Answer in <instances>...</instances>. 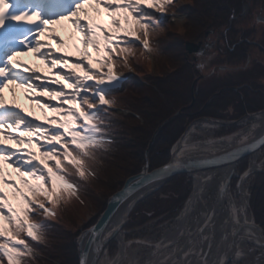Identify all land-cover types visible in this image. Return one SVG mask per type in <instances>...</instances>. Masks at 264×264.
Wrapping results in <instances>:
<instances>
[{
  "label": "snow or ice",
  "instance_id": "6c2138e0",
  "mask_svg": "<svg viewBox=\"0 0 264 264\" xmlns=\"http://www.w3.org/2000/svg\"><path fill=\"white\" fill-rule=\"evenodd\" d=\"M86 5L97 15L98 8L103 7L113 31L109 32L88 16ZM175 7V0H0V164H10L20 175L23 186L5 178L0 168V221L3 222L0 224V264L4 258L8 264H35L51 227L46 220L56 215L50 206L57 205L63 193L76 195L81 186L79 181L95 176L93 169L99 153L107 151L112 143L107 132L112 126L109 118L115 115L112 109L119 103L114 94L129 79L118 73L120 69L136 71L142 58L150 60L159 54L158 37L164 25L169 19L172 22L184 19L180 12L170 18L166 15ZM61 20L69 21L81 36L78 58L58 54L53 48V44L64 47L50 27ZM257 22L264 23L259 19ZM99 36L103 37L105 56L95 61L100 69L94 70L88 63L91 60L88 48L99 55ZM25 51L43 61L48 67V77L15 59ZM73 69H80L83 74ZM61 81L68 84L70 92ZM10 85L12 104L6 103L4 97V89ZM16 88L25 90V99L56 115L43 122L29 117L15 103ZM3 140L13 141L18 147L10 149ZM32 144L40 150L38 153L31 151ZM21 145L29 147L21 148ZM255 147L256 142L244 144L212 161L177 159L141 177L137 186L154 182L186 163L235 162L241 153ZM25 177L36 183H29ZM3 186L13 189L22 200L20 212L7 202ZM132 192L126 186L113 200L126 199ZM98 237L96 230L87 237L94 251L102 250ZM83 240L84 237L81 245ZM97 259L98 251L92 259L87 258V251H82L80 264H96Z\"/></svg>",
  "mask_w": 264,
  "mask_h": 264
},
{
  "label": "trees",
  "instance_id": "16d2710c",
  "mask_svg": "<svg viewBox=\"0 0 264 264\" xmlns=\"http://www.w3.org/2000/svg\"><path fill=\"white\" fill-rule=\"evenodd\" d=\"M258 1L259 0H251V2L254 3ZM213 3L214 0H205L200 6L201 13H205L204 17H209L207 18L209 22L207 26L213 28H216L214 26H219L224 29L227 25L226 21L232 11L235 9L239 12L241 8L238 2L235 3V5H233L232 1H230V3H227V1L226 3L222 2V5L219 4V0L217 4ZM203 5H206L205 10H202ZM212 8L214 9L212 10ZM192 12L193 9L189 11V13ZM204 22L206 24V21ZM186 25L188 26H186L187 34H191L192 31L190 32L188 29L194 30L191 28V26H193L192 22ZM180 46L182 48L183 43H178L177 41L159 44V54L154 56L156 62L154 67H161V65L157 63L159 59L161 61L165 58L170 59L166 54V50H168L169 47L175 48ZM181 57L182 65L185 64V58H183V56ZM136 67L138 69L137 71L143 74V71H141L137 65ZM124 70L125 69H120V71ZM173 76L175 75H171L168 78ZM154 80L155 77L149 78L150 85H153ZM174 81H176V78ZM157 82L159 83H157L155 87L145 88L139 85L137 80H133L128 83L124 93L115 95V99L119 102L116 106L129 111V113L117 114L114 112L115 115L109 118L112 121V126H115L118 130L113 132V127L111 126L109 128L107 133L110 135L112 143L108 145L107 151L99 153L98 162L93 169L95 176L89 177L84 181H79L81 185L79 191L76 195H72L70 203L67 202L66 196L62 195L63 204L59 202L57 205L53 206L57 213L61 215V218L57 215L55 218L46 220L51 227L47 234L46 243L40 246V255L37 257L35 264H78L77 246L75 240H73V234H70L71 231H68V229L65 230L61 226V224H64V226H67L66 224H73L72 213H70V211H78L79 206L83 205L86 199L87 203L92 205V208H95L100 215L106 208V199L120 190L128 177L140 173L141 167L145 163L144 151L147 144L151 140L154 131L166 120L169 119L168 122L159 129L157 137L150 149L148 155L149 171L168 162L172 146L176 143L190 122L197 117L208 116L207 112H205L208 105L204 110L199 112L205 102L202 100L198 101L197 94L196 101L192 108L183 110L182 114L171 118L181 107L189 105L191 98L188 85L185 91L181 93L180 91H176L175 88L171 91L170 88L168 89L167 86L163 85V82L159 80H157ZM222 100V98H218V101L221 102ZM262 105L263 101L260 99L256 108L251 110H258L262 108ZM242 114L243 112L241 111L240 115ZM114 116L122 119H114ZM115 120L117 121L116 125H114ZM225 132H229V130ZM116 135L121 136V139H114V136L117 137ZM128 136L131 138L133 137V141H128L123 138ZM110 158L118 161V163L115 165L111 164L108 160ZM247 161L248 159H245L237 165L239 172L246 169ZM109 165H112V167H109ZM74 179L78 178L74 177ZM235 181L236 179L233 180L234 183ZM250 183L251 211L253 212L255 222L260 225L264 231V193L262 192L264 190V174H255ZM95 189L96 194L98 191V194L102 195L103 193L105 195V202L103 204L97 202L95 199ZM84 191L86 193L85 195ZM190 191L191 179L188 176L179 175L174 177L167 185L162 187L160 191L156 192L148 200L137 205L131 215V222L126 226V230L129 231L142 227L148 221L166 213L169 214L168 218L172 217L178 209L182 207V203L187 198ZM90 193L94 196H89ZM69 208L71 209L69 210ZM165 216H167V214ZM96 220L97 218L94 219L90 226H92ZM5 227H7V225ZM142 232L143 231L140 233ZM133 233L134 231H132L128 237L133 236ZM50 240H53L52 242H54V244L49 242ZM55 244L59 246L56 249L57 253L51 254V252L55 250L53 248ZM116 251V246L111 245L109 247L110 254ZM3 264H8L6 258L3 259Z\"/></svg>",
  "mask_w": 264,
  "mask_h": 264
},
{
  "label": "rangeland",
  "instance_id": "374dc122",
  "mask_svg": "<svg viewBox=\"0 0 264 264\" xmlns=\"http://www.w3.org/2000/svg\"><path fill=\"white\" fill-rule=\"evenodd\" d=\"M188 1H192L191 4L184 6L185 2H187V0H175L176 7L171 10V12H175L177 9L182 7L179 10V12H181V15L185 18L184 24L182 25L183 27L181 25H179V23H178L180 20L172 22L171 19H169V22L164 25L163 33L158 37L159 44H165V43L177 41L178 43H183L182 48H181V46L175 47V48L169 47L168 50H166V54L170 59L165 58L163 61H161L159 59L157 61V63H158V65H161V67H158V68L154 67L156 64V62L154 60V56L151 57L150 60H146V59L142 58L140 60L139 64L137 65L138 68L141 71H143V75H144L143 77H141L139 79L137 78L139 85H141L145 88H150L152 86L155 87V85L157 83H159V82H157V80H159L160 82H163V85H166L168 89L170 88L171 91H173V88H175L176 91H180L181 93H183L185 91L187 85H189V82L196 81V83L198 82L197 92L199 89L206 92V90H208V85L204 83V79L201 80L203 77H201L200 79L199 78L194 79L192 77L194 75H196L195 73L193 75L192 74L187 75V74H185V72H183L186 68H183L181 65V58H182L181 56H183V58H185V61L188 60L187 56L189 57L190 60H193L192 57H197L198 60L196 61V64H198V62H199V64L201 63V66H202L201 70L203 69L202 72L200 70L201 74H206L209 70L213 69V68L211 69V67H213L214 64L222 63V60H224V54H223L224 51L222 53L220 51V54H218L217 57L213 56V57L206 58L203 54L202 55H198V53L188 54V52L185 49L186 43H192V44L197 45L198 47H200V46L205 47V49L208 51V53H206V56H207V54L209 55V49L207 48V45L212 40L215 41V48L225 50L226 40L229 37L226 35V32H227V29H230V28L234 29L237 32V37L233 38V39L240 38V35L242 33H244L246 35L245 38L249 39V41L255 42L254 40L260 39V37H261V39H264V23L257 22L258 19L260 21H264V0H259L257 3L251 2V0H244V2L246 4L244 7H243V3H244L243 0H219L220 5H222L221 4L222 2L226 3V1H227V3H230V1H232L233 5H235V3L238 2V4H240V7H241L239 9L240 10L239 12L234 9L231 14L229 13L230 16H229L228 20L226 21L227 25L224 27V29L220 28L219 26H214V27H216V28H214L215 31H220L221 39L223 38L225 41L215 40L213 27L207 26L209 23L207 18H209V17H204L205 13L204 12L201 13V10H200V6L205 2V0H196V2H195V0L194 1L188 0ZM217 1L218 0H214L213 4H217ZM197 8H198V11L196 13ZM205 8H206V5H203V9L201 7L202 10H205ZM214 8H212V10ZM191 9H193V12L189 13V11ZM212 10H211V12H212ZM85 11H87L88 16H90L92 18H95V17L102 18L103 19L102 27H104L105 29L107 28L106 22L103 18L102 10H99V8H98L99 15H97L96 12L92 11V9L86 5ZM64 21L67 24V26L64 30H60V29L56 28V26H57L56 24L50 25V27L54 29L53 34L56 37H58L59 40H61V41H63V39H65V38L69 39L71 37V35L79 34L78 32H76L73 29L72 24L69 21H67V20H64ZM204 21H206V24ZM191 22L193 25V26H191V28H193L194 30L188 29V31H190V32L192 31V32H191V34H187V31H186L187 25L186 24L191 23ZM221 24H219V25H221ZM110 31L111 32L113 31L112 27H110ZM41 39L43 40L44 37H41ZM63 44H64V41H63ZM100 47H102V46H100ZM53 48H55L56 52H57L58 48H60V47H58L56 44H53ZM248 49L251 51V54L255 53V51H256L253 47H248ZM211 50H213V49H211ZM80 51L78 52L77 56H74L71 58H78L80 56ZM88 51H89L90 56H91V60H89L88 63H90L92 68H94L95 65L97 66V64L95 63V58H94L96 53L94 51H92L91 47L88 48ZM137 55H139V53H137ZM208 60L210 62L212 61L211 65L209 67L206 66V63L208 62ZM40 67H46V71L44 72V76L48 77L49 76L48 67L44 63H42V62L39 64L34 63L31 66V68L36 70V72ZM124 71L126 72L127 70L125 69ZM217 71H218V69H217ZM168 75H175V76L168 78L167 77ZM145 76L148 79L155 77L153 85H150L146 81ZM157 78H159V79H157ZM175 78H176V81H174ZM192 79H194V80H192ZM60 83L64 84L65 82L61 81ZM262 85H264V83ZM126 87H127V85H126ZM212 88H214V87H212ZM125 91L126 90H124L121 93H124ZM200 94H203V93L201 92ZM43 99H45V100L47 99V94H45ZM16 102H19V101H15V103ZM22 102H23V105L25 106L24 107L25 110L29 114V117H34V115L32 113V102H30L27 99L22 100ZM228 108H230V107H228ZM228 108H226V111L228 113L227 114L224 113L225 115L223 116L226 119L227 118L230 119L237 114V112H235V111L231 112L232 110L228 109ZM50 113L52 115L53 112L50 111ZM117 114H119V113H117ZM45 116H46L45 109H43V110L41 109L40 117H35L36 121L37 122L45 121V119L47 118ZM175 116H177V113L174 114V116H172L171 118H173ZM218 116H222V115L218 114ZM257 118H253V119L248 118L249 119L248 122H245L243 125L242 124L239 125L238 129H235L237 131L234 130L233 133L222 131L223 129L218 127V126H214L215 124H213L210 127H206L204 129L196 127L195 131L190 136V142L196 144L198 142H204L205 140H208V139H222V138H226V137H233L237 134H240L243 131H246V129H248L249 125H252L253 123L256 122ZM114 119L121 120L122 118H118L117 116H114ZM201 121H203V120H201ZM116 124H117V121L115 120L114 125H116ZM243 126H245V128H243ZM112 127H113V130H112L113 132L118 130V128H116L115 126H112ZM119 127H121V126H119ZM121 128H124V127H121ZM12 134L16 135L15 132H13ZM154 134L155 133H153V136H154ZM116 136L117 137L114 136V139L115 138L121 139V136H118V135H116ZM156 137H157V134L154 136V138L152 137L151 140L149 141V143L147 144V147L144 151L145 152L144 153V158H145L144 165L147 164L149 166L148 155H149L150 149H151L152 144L155 141ZM123 138L128 140V141H133V137L131 138L128 136V137H123ZM6 141H8L9 144H15L13 141H10V140H6ZM19 147L28 148L29 146L28 145H21ZM259 150L260 151L257 153V155L255 154V155L249 156L251 158L255 157L257 159L256 163H255V165L257 166L256 167L257 170L253 171L252 174L245 175V173H247V172H245V170L242 172H239L237 167L234 166L233 175L228 176L229 182H228L227 188L228 189L230 188L228 190V192L230 194V198H231L230 201L231 202L232 201H234L236 203L242 202L243 197H244L245 209H246L245 214H246V218L248 220L247 223H254L256 226H258L261 229L262 236H263V238H261V241L264 243L263 228L260 225H258L256 222H252V220L253 221H255V220H254L253 212L251 211V203H250V199H251V194H250L251 183H250V181L253 180V176L255 174H257V173H263L264 174V146H262ZM31 151L39 152L40 150L37 148V146L35 144H32L31 145ZM170 156H171V154H169V157ZM37 158L39 159V156H37ZM117 158H119V157H117ZM108 160L111 162V164H114V165L116 163H118V161L113 160L112 158H110ZM103 162H104V160H103ZM250 162H252V159ZM103 164L105 165V162ZM164 165L165 164H163L157 168H160ZM247 165L250 168L249 162L247 163ZM1 166L5 168V171L8 174L11 170H14L13 167L8 163H3V164H1ZM109 167H112V165H109ZM157 168H155V169H157ZM155 169H153V170H155ZM205 173H208V172H205ZM14 178H15L17 185L20 186L21 188H23L20 185L18 178L16 176H14ZM9 179L13 180V178H11V177ZM220 179H221V175H219V174L215 175V183L212 185L213 186L212 188L207 189V195L204 197V199H205L204 203H208V202L214 203L215 202L214 195H216V193H217V186L220 183ZM234 179H236L235 184H237V182H239V183L241 182L240 184H243L241 187V188H243V191H242V189L239 190V185L234 186L235 185L233 182ZM167 184H164L162 187H164ZM193 186L194 185L191 184V191H190L191 194H192L193 189H194ZM161 188H159L157 190V192L160 191ZM6 189H7V186H3L2 190L5 191ZM94 192H95V199L97 200V202L103 204L105 202V200H104L105 195L103 193H102L103 196L98 194V191L96 194V189L94 190ZM262 192L264 193V190ZM154 193H152V195ZM66 194H67V195H65L66 199H67V201L70 202L72 195L70 193H66ZM85 194L86 193L84 191V195ZM89 196L93 197L94 195H92L90 193ZM149 196L146 197L145 199L148 200L150 198ZM190 196L187 197L183 203H187L190 199ZM107 199H106V201H107ZM83 200H84V198H83ZM183 203H182V205H183ZM137 205L130 211V215H132V213L134 212ZM11 206L13 207V205H11ZM183 206L181 208H179L178 211L170 218H168L169 214L166 213L167 216H165L166 214H164V215L159 216L158 218L156 217V218L148 221L147 223H145L143 228H138V229L133 230L134 231L133 236L128 237V235L132 232L130 230L125 231L124 229H122V231L119 233H122L123 236L125 235L124 243H125L126 247H125V258L121 264H133L132 260L134 258L137 259L141 256H145L146 254H149L151 251H153V255H160L161 252H156L153 247L155 246V244L157 242L160 241V238L163 235H165V233L169 229H171V227L175 224V219L183 211ZM70 209L71 208H69V210ZM78 209H79L78 211H70V213H72L71 216L73 218V220H72L73 224L72 225L65 223L67 226H64V224H61L63 229H65V230L68 229V231H71L70 234H73V238H74L73 240H75L76 246H77V238H79V236L83 232L88 230V227L90 226V224L99 215V212L96 211L95 208H92V205H89L87 203L86 199H85V203L83 205H80ZM17 212H19V211H17ZM195 215L197 216V214H195ZM58 217L61 218V215L58 214ZM146 228H147V232L146 233L144 232L145 234H143V233L139 234L141 232V229H146ZM213 235H215V233H213ZM213 235H212L213 239H211V240H214V238H215ZM199 240H201V237L197 240V242H199ZM52 241L53 240H50L49 242L54 244V242H52ZM184 241L185 240H183V239H179L175 243L169 245L165 255L173 252L176 248H179L180 246H184L183 245ZM55 242L57 243L58 241H55ZM114 242H116L119 250H118L117 254H115V252L112 254H109L108 252H106L104 257L105 258L107 257L106 259L108 262H112L119 255L120 247H119L118 241H116V239H115L110 243V245L115 246L116 244H114ZM57 247H59V246L56 244L53 245V248L55 250H53L51 252V254L57 253V251H56ZM184 247H186V246H184ZM77 248H76V250L78 251ZM186 249H188V248H186ZM245 250L247 251L246 258L242 261H239V262L233 261V263H231V264H264V246L263 245H261L260 243H259V246L251 244V243H247L245 246ZM145 260H146V256L142 259V262H145ZM102 264H105V261Z\"/></svg>",
  "mask_w": 264,
  "mask_h": 264
},
{
  "label": "bare ground",
  "instance_id": "6f19581e",
  "mask_svg": "<svg viewBox=\"0 0 264 264\" xmlns=\"http://www.w3.org/2000/svg\"><path fill=\"white\" fill-rule=\"evenodd\" d=\"M215 40L225 41L223 38L221 39V35L216 36ZM207 48L209 49V55L213 53L215 50V41H210V43L207 45ZM197 53L198 55L203 54L206 58H209L208 54L206 56L208 51L205 49V47H198ZM208 62L210 65V61ZM244 63L245 60L240 59L239 62L235 63L234 65H243ZM183 72L188 75L187 70H184ZM221 75L223 74L218 75L217 72L209 70L206 74L199 76L204 78V83L208 85V91L210 92L209 94H206V98L204 95H199V99L205 102V106L200 109V112L208 105L205 109V112H207L208 116L198 117L199 121H196L197 123L186 131L182 142L172 147L170 154L173 152V154L176 156H180L183 154L211 153L224 149H226V151H231L230 148L240 141L252 138L255 139L257 138L256 135H260L261 137L264 136L263 111L262 114L258 116V118L257 115H255L257 118L256 122L252 125H249L246 131H243L233 137L208 139L204 142H198L196 144L190 142V136L195 131L196 127L203 129L210 127L215 124L213 121H210L213 119H217V124L224 125L226 118L223 117L224 115H222V111L220 109H223L221 105L225 104L226 101L218 102V98L211 96L218 92V80ZM226 93H228V91H226ZM241 97L244 98V96ZM226 100L227 102H230V99ZM242 104V101H236L234 109L236 107L241 108ZM32 109L35 115L39 114V107H37L35 104L33 105ZM224 112L227 113L226 110H224ZM218 114L222 116H218ZM248 120L249 119L245 118L241 124L243 125L245 122H248ZM236 122L237 120L234 121V123ZM241 124L231 127L229 129V133H233L234 130L238 129V126ZM243 128H245V126H243ZM2 143L5 144V141L3 140ZM242 146L243 144L235 145L232 150ZM256 151L257 149L254 152L256 153ZM246 158L247 157L241 160L243 161ZM256 167L257 166L255 163H252L250 166V171L253 172L257 170ZM207 172L208 173L198 171L189 175L194 179V182L192 183V185H194L193 192L191 196L190 193L188 194L187 197L190 196V199L187 203L183 204L184 206L182 205L183 211L175 219V224L165 233V235L160 238V241L157 242L153 247L156 252H161L160 255H153V251H151L149 254L145 255V262H142V259L145 256H141L137 259L134 258L132 260L133 264H224L227 260L239 262L246 258L247 251L245 250V246L247 243L258 246L259 243L262 244V241L256 237L255 232L245 227L248 220L245 214L246 209L244 197L242 202H231L230 194L228 192L230 188L228 189L226 187V191L222 192L224 186H228V176L233 175L234 173V165H232L231 162H227V164L224 163L217 165ZM217 174L221 175V179L217 186V193L214 195L215 202L204 203V197L207 195V189L213 187L212 185L215 183V175ZM240 183H234V186L239 185V190L242 189L243 191V188H241L243 184ZM138 204H140V202H138ZM127 206L121 207L117 214L112 216L113 218L107 223L105 227L102 240H98L99 244L102 245L106 243V239L115 238L116 241H118L120 247L119 255L112 262H108L106 259L107 257H104L107 250H103L104 247H102V253L100 256H98L96 264H102L104 261L105 264H121L124 260L126 247L124 243L125 239L123 234L119 235V232L121 231H118L117 233L116 226L118 225V221L120 222L122 220L121 218L124 216ZM195 214H197V216ZM213 233H215V235H213ZM212 235L215 237L214 240H211L213 239ZM200 237L201 240L197 242ZM179 239L185 240L183 245L186 247L180 246L173 252L165 255L168 246L175 243ZM91 252H93V250ZM91 252L89 251L88 259H92L91 257H93ZM237 253H239V255H237Z\"/></svg>",
  "mask_w": 264,
  "mask_h": 264
},
{
  "label": "water",
  "instance_id": "95a60500",
  "mask_svg": "<svg viewBox=\"0 0 264 264\" xmlns=\"http://www.w3.org/2000/svg\"><path fill=\"white\" fill-rule=\"evenodd\" d=\"M197 48L198 46L192 43H186L185 45V49L188 52V54H192V53H197ZM195 83V81H194ZM194 83L191 87V93H193V86ZM190 106H192V103L190 104ZM157 131L155 132L154 136L156 135ZM153 136V138H154ZM185 136V133L180 137V139L178 140L177 144L181 143L183 138ZM257 138L255 139H248V140H244V141H240L239 143L235 144H249L252 142H256V147L254 149H251L245 153H241L240 157L238 160H236L235 162H231L232 165H236L241 159L250 156V155H255L257 154V152L259 151V149L262 147L261 142H264V136H260V135H256ZM234 145V146H235ZM233 146V147H234ZM230 148V150H232V148ZM257 149L256 153L254 152ZM254 150V151H253ZM229 150L226 151V149L224 150H220L217 152H211V153H201V154H183L180 156H176L175 154H173V152L171 153V157L168 163L173 162L177 159L179 160H184V161H204V160H208V161H212L214 157H219L222 156L225 152H228ZM167 163V164H168ZM227 162H215V163H186L184 164L183 167H178L176 169H174L170 174L154 181L151 182V184H144L142 186H137L139 179L141 177H147L149 175H151L153 172H157L159 170H161L162 168H164V166L157 168L151 172H148V165L145 164L142 168L141 173H139L138 175L132 176L130 178H128L122 189L118 192H116L108 201L107 206L105 211L101 214V216L99 217V219L97 220L96 224L94 226H92L91 228H89L88 230H86L85 232H83L79 238L77 239V249H78V260H79V264H80V258H81V252L82 251H87V258L89 255V251L91 252V247H90V241L87 238L88 235L93 231L96 230L99 233V237L98 240H102V235L103 232L105 231V227L107 225V223L113 218L112 216H115L117 214V212L119 211V209L123 206H127V209L125 211L124 216H122V220L119 222L118 221V225L116 226L117 228V233L118 231H121V229L126 225V223L129 221V215H130V211L134 208V206L141 200L145 199L147 196L151 195L152 193H154L155 191H157L159 188H161L165 183H167L169 180H171L173 177L177 176V175H181V174H187V175H191L192 173L198 172V171H203V172H207L211 169H213V167L217 166V165H221ZM147 166V167H146ZM128 186L129 188L133 189V192L130 194V196L126 199H122L120 201H115L113 200L114 197L118 196L120 193L125 191V187ZM141 191V192H140ZM143 191V192H142ZM245 227H247L248 229L252 230L255 232L256 236L258 237V239L261 240V238H263L262 236V231L261 229L256 226L254 223H249L246 224ZM84 237L83 240V245H81V238ZM112 238H108L106 239V243L102 244L103 250L106 249V246L108 245V243L112 240H110ZM105 242V241H104ZM264 243L262 242V245ZM264 246V245H263ZM96 251H98V256L101 255V250H93V252H91L93 254V257L96 255ZM91 257V258H93ZM229 262V260H227L224 264H227Z\"/></svg>",
  "mask_w": 264,
  "mask_h": 264
},
{
  "label": "flooded vegetation",
  "instance_id": "af4514ba",
  "mask_svg": "<svg viewBox=\"0 0 264 264\" xmlns=\"http://www.w3.org/2000/svg\"><path fill=\"white\" fill-rule=\"evenodd\" d=\"M213 31L215 37L220 35V31ZM254 41L255 42L251 44V47L256 50V54H251V51L248 49V47L241 49V46L234 52L233 50H231V53L229 54L224 49L222 50L215 48L213 53L209 55V57H217L218 54H220V51L221 53L224 51V60H222V63L214 64L211 69L213 68L212 70L214 72H217L218 75L223 74L219 77L218 80V83L222 85L221 87H219L220 90H227L228 93H226V95L228 98H241L243 101L241 109L245 111H247L245 104L246 99H257L259 97L264 98V85H262L264 83V39H261L260 37V39H256ZM192 58L193 60H190L187 56V64L196 74L197 78L202 75L201 72L203 69L201 70V63L199 64L198 62V64L196 65V61L198 60L197 57ZM240 59H244L245 63L243 65H234L235 63H238ZM210 65L209 62L206 63L207 67H209ZM241 96H244V98H242ZM234 106L235 104H232L228 109H231V112H239L240 108L236 107L234 109Z\"/></svg>",
  "mask_w": 264,
  "mask_h": 264
}]
</instances>
